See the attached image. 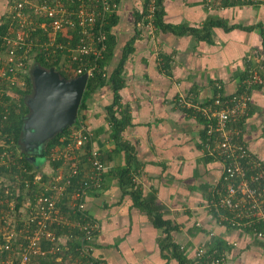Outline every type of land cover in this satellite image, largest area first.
<instances>
[{"label": "crops", "instance_id": "crops-1", "mask_svg": "<svg viewBox=\"0 0 264 264\" xmlns=\"http://www.w3.org/2000/svg\"><path fill=\"white\" fill-rule=\"evenodd\" d=\"M116 1L112 33L117 43L106 69L110 75L128 52L119 93L131 124L119 141L111 138L106 108L114 97L110 85L93 93L88 108L79 113L108 166L102 188L86 198L101 226L93 239L96 256L108 264H182L177 254L197 262L196 248L210 241L224 252L223 264H264V235L220 222L208 206L223 163L202 147L206 116L198 110L217 93L232 96L245 90L250 69L260 65L264 78L259 56H264V0H155L160 25L156 12L152 24L143 19L148 0ZM6 2L0 0L1 13ZM246 91L245 139L264 163V82ZM182 98L192 100V107L180 104ZM123 142L132 147L133 164L139 166L133 177L142 200L159 207L170 230L135 206L113 174L112 169L127 162ZM218 240L225 247L216 246Z\"/></svg>", "mask_w": 264, "mask_h": 264}, {"label": "built area", "instance_id": "built-area-1", "mask_svg": "<svg viewBox=\"0 0 264 264\" xmlns=\"http://www.w3.org/2000/svg\"><path fill=\"white\" fill-rule=\"evenodd\" d=\"M206 1L231 4L250 0ZM117 6L116 0H12L8 18L12 25L20 28L16 35L11 36L9 32L4 36L7 57L0 55V103L3 98L6 105L12 101L19 103L17 90L25 91L28 87L26 60L36 47L45 52L47 59L59 54L68 56L64 69L69 78L84 73L91 76L95 66L85 68L83 61L104 57L108 37L106 25ZM156 9L155 0L149 1L147 24H152ZM25 28L33 32L41 30L45 39L37 40ZM76 62L78 66H74ZM261 70L260 65L250 69L251 74L244 81L245 90L229 100L223 102L217 97L210 105L198 108L208 119L206 153L223 163L221 178L212 188L208 206L220 222L255 231L259 236L264 235L262 230H257V223L264 221V163L249 149L246 131L237 126V122L248 108L250 97L246 89L264 82ZM191 102L180 99V104L186 107H192ZM93 135L79 117L51 151L49 159L58 163V167L51 171L50 178L44 181L42 174L36 176L41 191L39 196L30 197V183L25 179L24 188L16 183L15 191L6 189L5 194L13 197L1 204H12L18 213L22 212L23 203L26 208L23 216L19 213L17 218L23 222L22 228L9 229L0 225V253L7 251V258L0 264H16L9 257L17 250L20 264H32L34 258H48L51 254L53 260L61 264L63 261L65 264H108L95 255L93 245L101 226L93 216L90 218V212L86 213V198L90 191L102 188L103 175L108 169L101 159V150L94 145ZM8 157L7 152L0 154V166ZM22 195L24 199L20 200ZM0 220L7 223L2 211ZM66 226L77 228L81 234L57 232ZM195 254L197 260L205 264L225 262L224 252L213 247L210 241L198 246Z\"/></svg>", "mask_w": 264, "mask_h": 264}, {"label": "trees", "instance_id": "trees-1", "mask_svg": "<svg viewBox=\"0 0 264 264\" xmlns=\"http://www.w3.org/2000/svg\"><path fill=\"white\" fill-rule=\"evenodd\" d=\"M148 2L149 0L147 1V9H148ZM147 9L143 17L145 22H146L145 17L147 14ZM155 16H156L155 17L156 24L160 25L161 21H160L159 11L156 12ZM117 20H118L117 15H115V11H114L113 13H111L109 24L106 25V29L108 31V37L106 40L107 50L104 53V57L98 60H95L94 58H91V59L88 58L83 61V65L85 68L95 66V70L93 74L89 76L88 83H87V86L84 92V96H83V99L80 105L79 113L81 110L88 108V100L93 93H95L97 90L101 89L102 87L106 85H110L114 93V97H113L112 103L106 107L107 113H108V121L111 123V128H112L111 138L116 141H119V139L122 136L123 131L126 129L127 126L131 124V114L129 113L128 108H122L121 100H120L121 96L119 93L120 89L124 85L123 84L124 82L122 81V72L124 69L125 55H127L128 52H126V54L124 55V58L121 60V62L118 64V66L115 68V70L110 75H108V72L106 69L107 64L110 62V60L115 54V45L117 43V39H116V36L112 33V28L116 24ZM12 24L13 23L11 19L8 18L7 16V19H5V22H3L0 25L1 51L6 46L4 36L7 35L9 32H11L10 30L11 27L13 26V30H14L13 33H16L18 29L20 28L18 25H12ZM25 29L32 32L34 34V37H36L37 40L38 38H39V41H42L43 39H45L43 34L40 32L41 30H37L36 32L35 31L33 32L31 28L30 29L25 28ZM64 41H66V39H64ZM130 49H131V45L129 44L126 50L129 51ZM66 61L68 62V56L62 57V55L60 54L47 59L45 56V52L41 51L39 47H36L34 51L32 52V54L30 53V57L26 60L27 65H28L27 70L28 72L30 71V73L27 72V74L25 75L27 79L28 87L25 91L21 89L17 90L19 93L17 100L21 105L19 106L18 105L19 103H16L14 101L6 105L4 98L2 102L0 103V154L3 152H7L10 155V157H8L9 159L13 158L14 160L18 162L16 166L14 167L12 166L15 171L14 173L20 172V174L23 176H22L21 182L17 183L16 185H20L21 187L24 188V185H25L24 181L25 180L29 181L31 190L29 191L28 194L30 195L32 199L34 197L39 196L41 193V191H39L38 184L36 183V176H38L39 174H42V180L46 181L47 179L50 178L51 171H53V169L58 167V163H52L49 157H50L52 149L56 147L57 145H59L62 141L61 140L62 137L68 134V132L71 130V126L66 128L64 131L58 133L56 136L51 138L47 143H45L42 146L40 152H36L35 154L31 155L28 152V150H25V146L23 144V138H24V133H25L24 124H25L26 117L28 113L30 112L26 99L27 97H29V95L33 93V81H32L31 70L34 64H40L46 68L55 67L63 76L69 78L70 76L68 75V72H66V70L64 69ZM78 65L79 63L77 62L74 63V66H78ZM232 96L224 95L223 93H217L215 98L212 99L211 102L212 103L215 102V99L217 97H219V99H221L224 102L225 100H229L230 97ZM247 116H248V109L246 110V114L242 115L239 118L237 122V126H239L242 129H245L244 123L246 121ZM79 117L80 116L78 114V119ZM80 118H83V116ZM84 122H86V120ZM203 122H204V128L202 131V147L205 149L206 139L208 137L207 135L208 119L204 118ZM215 135L216 133L213 136L215 137ZM93 140H94V135H93ZM120 148L121 149L124 148L126 150V153H127L126 161L127 162H126V165L122 167H117V168L112 169L113 174L119 178L122 188L126 189V192L132 196V198L134 199L135 206L139 207L143 211L151 213L152 215L154 214L153 215L154 221L158 227L166 226L167 230H170L171 222L163 219L162 214L160 213L159 207L156 204H154L153 201L152 203H150L149 201L142 200L143 199L142 192L138 189L137 183L136 181H134V177H133V168L138 170L139 166H137L135 163H134L135 165L133 164L134 161H133V156L131 153L132 147H130L128 143L123 142ZM104 156L105 155H103V153L101 152V159L103 162L106 163ZM39 157L45 158L44 161L43 162L40 161ZM211 158H213V156ZM45 162L46 164H49V166L52 167L51 171L44 170L45 168L42 166V164ZM18 165L20 166L18 167ZM8 169L9 168H7L6 166L5 167L2 165L0 166V171H1L0 177L2 178V180H4V176L2 174L3 173L5 174V172L7 173ZM105 174L106 172L103 175L102 185L104 184ZM8 175L9 174H7V176ZM9 189L11 190V192L15 191L14 187H10ZM1 196L4 200L11 199L13 197V195L9 196L4 193H2ZM22 199H24L23 195L20 197V200ZM7 207L9 206L7 205ZM89 212L90 210L87 208L86 213L89 214ZM92 216L93 215L91 214L90 218ZM22 226H23V222L18 220L17 230L22 228ZM258 229L259 230L264 229V221L262 222L260 221L257 223V230ZM77 230H78L77 228L74 229L73 227L66 226V227H60L57 230V232L60 234L61 232L74 231L77 234H81L80 233L81 231L79 232V230L78 231ZM73 245L75 246L76 243H73ZM216 246L223 248L225 247V244L222 241L218 240L216 242ZM3 253L6 254L7 251ZM17 253H18V250H17ZM177 256L180 259V262L182 264H205V262H201V260H198L197 262H195L181 253L177 254ZM48 258L53 259L52 256ZM41 260L43 261V263L45 264L47 263L46 258H41ZM19 262H20V257L18 259H15L16 264H20Z\"/></svg>", "mask_w": 264, "mask_h": 264}, {"label": "water", "instance_id": "water-1", "mask_svg": "<svg viewBox=\"0 0 264 264\" xmlns=\"http://www.w3.org/2000/svg\"><path fill=\"white\" fill-rule=\"evenodd\" d=\"M33 94L27 100L30 109L23 141L28 149L43 145L76 123L88 83L87 73L67 78L55 67L34 64L31 70ZM37 141V142H36Z\"/></svg>", "mask_w": 264, "mask_h": 264}, {"label": "rangeland", "instance_id": "rangeland-1", "mask_svg": "<svg viewBox=\"0 0 264 264\" xmlns=\"http://www.w3.org/2000/svg\"><path fill=\"white\" fill-rule=\"evenodd\" d=\"M11 3H12V0H7V2H6V8H5V10H4V12H0V25L3 23V22H5V19H7V16H9L10 15V9H11ZM11 32L12 33H10L11 34V36H14V34L15 33H13V26L11 27ZM19 30V29H18ZM16 35V34H15ZM3 48V47H2ZM0 55H3V56H6L7 57V54H6V46H5V48H3V50L1 51V44H0ZM27 131H29V130H27ZM37 142V141H36ZM23 144H24V146H25V143H24V141H23ZM41 144L39 145H35V147L33 146V148L32 149H30L31 151H36V152H40V150H41ZM25 150H28L29 151V149L25 146ZM39 159H40V161H44V159L45 158H43V157H39ZM18 164V162L16 161V160H14L13 158H11V159H9V158H5L4 159V163H3V165L2 166H6L7 168H9L8 169V172L6 173L5 172V174L3 173L2 175L4 176V180H2V178L0 177V212L2 211V215L4 216V218L6 219V221H7V223L5 222V223H3L1 220H0V225L2 224V227H5V228H9V229H12V228H17V223H18V220H17V218H18V214L19 213H22V216H23V213L25 212V209L24 208H26V205L23 203V210H22V212H19L18 213V211H16V209L14 210L13 208H12V204H10V203H8L9 205V207H7V204H5V202L4 203H2L1 204V201H3L4 199L2 198V196H1V194L2 193H4L5 194V192H6V189H9L10 187H13L16 183H20L21 182V180H22V176L23 175H21L20 174V172H17V173H14L15 171H14V166H16ZM13 166V167H12ZM20 165H18V167H19ZM42 166L44 167V168H50V166H49V164H46V162L45 163H43L42 164ZM19 170V169H18ZM1 172V171H0ZM7 174H9L8 176H7ZM6 175V176H5ZM4 224V225H3ZM17 252V251H16ZM51 255H53V254H51ZM50 255V256H51ZM49 256V257H50ZM54 256V255H53ZM7 258V253L5 254V253H0V261L1 260H4V259H6ZM11 260H15V258L17 259V254H15V255H13V254H11L10 255V257H9ZM46 260H47V263L46 264H61V263H58V262H56L55 260H53L52 258H46ZM48 261H50V262H48ZM71 262V261H70ZM73 262V261H72ZM32 264H45V263H43V261L41 260V258H34L33 260H32ZM63 264H65V262L63 261Z\"/></svg>", "mask_w": 264, "mask_h": 264}, {"label": "flooded vegetation", "instance_id": "flooded-vegetation-1", "mask_svg": "<svg viewBox=\"0 0 264 264\" xmlns=\"http://www.w3.org/2000/svg\"><path fill=\"white\" fill-rule=\"evenodd\" d=\"M33 94V93H32ZM32 94L31 95H29V97H27V99H26V102H27V100H28V98H30L31 96H32ZM27 131V128L25 129V132ZM25 134V133H24ZM44 145V144H43ZM42 145V146H43ZM42 146H41V148H42ZM31 155H33V154H35L36 153V151H31L30 149H29V151H28Z\"/></svg>", "mask_w": 264, "mask_h": 264}]
</instances>
